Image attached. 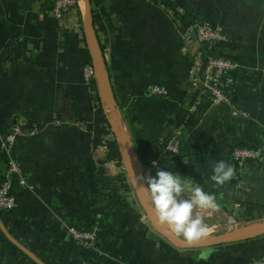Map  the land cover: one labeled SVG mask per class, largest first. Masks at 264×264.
Segmentation results:
<instances>
[{"label":"crops","instance_id":"obj_1","mask_svg":"<svg viewBox=\"0 0 264 264\" xmlns=\"http://www.w3.org/2000/svg\"><path fill=\"white\" fill-rule=\"evenodd\" d=\"M54 1L0 0V183L8 155L27 181L17 189L16 209L0 213V264H251L264 254V235L219 245L207 260L202 249L152 237L126 164L108 158L116 114L101 100L96 77L84 79V67L93 66L84 0L62 19L53 16ZM91 5L105 88L121 111L125 146L141 175H156L154 162L177 134V160L201 176L219 205L194 209L210 231L222 212L235 222L264 215V160L233 164L237 149L264 151V0ZM175 12L195 27L209 24L225 33L235 58L230 102L216 104L205 90V44L196 32L186 33ZM155 85L169 94H153ZM16 126L38 132L17 136L8 154L1 144ZM219 160L236 173L224 185L211 181ZM73 225L98 232L94 249L75 244Z\"/></svg>","mask_w":264,"mask_h":264},{"label":"built area","instance_id":"obj_2","mask_svg":"<svg viewBox=\"0 0 264 264\" xmlns=\"http://www.w3.org/2000/svg\"><path fill=\"white\" fill-rule=\"evenodd\" d=\"M77 0H55L53 16L57 19H62L65 14L72 8L76 7ZM196 32L199 43L211 45L217 42H227L225 33L220 28L209 24L200 26H189L186 28V33ZM235 68L234 63L222 58H209L205 66H203L204 87L210 93L212 101L216 104L230 102V97L227 94V87L231 82L230 78L225 81L222 80L225 73ZM84 79L90 83L95 79V70L91 64L84 67ZM153 94L167 96L169 90L162 85H155L151 89ZM38 132L35 126L30 130H26L21 126H16L9 135L3 140L1 147L9 154L8 148L14 143L17 136H30ZM179 138L177 134H173L167 142V150L178 153L179 152ZM233 158L239 160L240 164L244 163L247 158H254L258 161L264 160L263 150L254 149H237L234 151ZM27 184L25 173L17 160L11 155L7 156V172L6 176L0 183V210L11 211L16 209L17 203V189L20 186ZM75 244L84 250H92L98 242L97 231H85L75 226H70L68 229ZM251 264H264V254L254 257Z\"/></svg>","mask_w":264,"mask_h":264},{"label":"clouds","instance_id":"obj_3","mask_svg":"<svg viewBox=\"0 0 264 264\" xmlns=\"http://www.w3.org/2000/svg\"><path fill=\"white\" fill-rule=\"evenodd\" d=\"M154 166L155 176L142 174L135 176V179L139 187L151 194L160 220L188 244L206 238L210 234V228L194 209L216 210L219 205L215 196L191 180L183 179L179 173L157 167L155 162ZM235 174V169L228 162L219 160L212 166L211 181L224 185ZM211 255V250H204L200 253V258L207 260Z\"/></svg>","mask_w":264,"mask_h":264},{"label":"water","instance_id":"obj_4","mask_svg":"<svg viewBox=\"0 0 264 264\" xmlns=\"http://www.w3.org/2000/svg\"><path fill=\"white\" fill-rule=\"evenodd\" d=\"M85 4V28H86V38L88 47L92 57V64L95 70L96 82L98 85V92L101 100L105 101L116 114V124L113 126V131L115 133L116 142L121 154V159L126 164L129 177L131 178L133 187L137 191L139 201L146 212L147 219L151 223L154 231H152V237H155V233H159L165 237L174 246L182 249H202L211 250L219 245L226 243H233L239 241L250 240L259 236L264 235V225L257 226L252 229H241L235 230V232H227L224 234L216 236H207L198 242L193 244H188L183 238L178 237L170 230L157 216L149 198V192L136 184L135 176H140V165L138 161L130 154L127 147L125 146L124 139V128L122 121L121 111L115 101V99L110 96L105 88V76L103 69L101 67L99 57L95 48V26L92 12L91 0H84ZM130 165V166H129ZM131 167V169H130Z\"/></svg>","mask_w":264,"mask_h":264},{"label":"trees","instance_id":"obj_5","mask_svg":"<svg viewBox=\"0 0 264 264\" xmlns=\"http://www.w3.org/2000/svg\"><path fill=\"white\" fill-rule=\"evenodd\" d=\"M173 17L176 21H179V23H181V25L185 26L186 28L192 25L186 19L181 17L177 12L173 13ZM225 44H226L225 42H217L211 45L205 44L204 45L205 50H204V55H203V60H202L203 66H205L208 59L211 57L222 58V59L229 60V61H235V58L232 57V52H230L229 49L225 47ZM233 75H234V71L229 70L225 73L222 80L225 81L227 78H233ZM108 147H109L108 158L118 163H122L121 154H120L116 140L109 141ZM178 158H179L178 153H174L166 149L163 156L160 159H158L157 167L165 168L164 170H170V171H173L174 173H179L182 177L192 180L194 184L200 185L205 190V187L203 185V179L201 178V176L197 174L190 166L185 164L183 161H178L177 160ZM246 161L251 163L255 160L251 158H247L245 162ZM233 164L237 167L239 164V160H236L233 158ZM111 200L125 208L131 209V206L129 205L128 201H126L125 199H122L119 197H111ZM12 211L13 210L6 211V212H12ZM2 212L3 211L0 210V213ZM79 229L85 230V231H93V230H86L82 228H79ZM98 239H99V236H98ZM0 240H2V238H0Z\"/></svg>","mask_w":264,"mask_h":264},{"label":"rangeland","instance_id":"obj_6","mask_svg":"<svg viewBox=\"0 0 264 264\" xmlns=\"http://www.w3.org/2000/svg\"><path fill=\"white\" fill-rule=\"evenodd\" d=\"M80 1L83 4V0H80ZM182 178L186 180L185 177H182ZM137 203L138 202H136V204ZM195 210H199V209H195ZM214 218L217 223H216V226L213 227L214 229L210 231L209 236H216V235L224 234L227 232H235V230H241V229H252L257 226L264 225V215L260 217H252L251 219H247L244 221L243 219L237 218L236 220H240V221L235 222L234 215H226L224 212H222L220 216L216 215Z\"/></svg>","mask_w":264,"mask_h":264}]
</instances>
